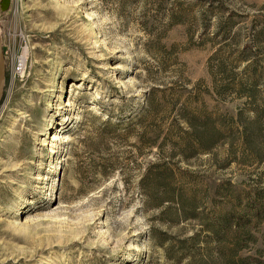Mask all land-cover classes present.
<instances>
[{
    "label": "rangeland",
    "instance_id": "obj_1",
    "mask_svg": "<svg viewBox=\"0 0 264 264\" xmlns=\"http://www.w3.org/2000/svg\"><path fill=\"white\" fill-rule=\"evenodd\" d=\"M0 39V264H264V0H8ZM154 88L210 152L99 137Z\"/></svg>",
    "mask_w": 264,
    "mask_h": 264
},
{
    "label": "trees",
    "instance_id": "obj_2",
    "mask_svg": "<svg viewBox=\"0 0 264 264\" xmlns=\"http://www.w3.org/2000/svg\"><path fill=\"white\" fill-rule=\"evenodd\" d=\"M158 93H161L159 99L154 100L153 97ZM145 98L143 104L134 110L127 111L126 115H120L115 120H105L104 128L98 134L103 139L121 136L122 139L128 140L134 137L135 141L130 144L136 150L135 155L132 156L135 161L136 158L149 154L153 148L159 150L158 158L161 160L164 157L162 155L164 146H169L170 151L167 157L170 162L177 157L188 163L191 156L210 152L215 143L214 140L223 133L222 130L214 127L207 133L202 132L195 122L199 116L204 117L205 114L199 112L196 107H191V101H186L178 107L181 102L179 95L173 100L166 97L165 90L154 88ZM208 119L205 117L203 123ZM177 162L176 160L174 164ZM168 173L172 177V173ZM162 201L176 203L178 206L179 203L181 204V197L179 194H174V188L171 186L166 188L158 202Z\"/></svg>",
    "mask_w": 264,
    "mask_h": 264
},
{
    "label": "water",
    "instance_id": "obj_3",
    "mask_svg": "<svg viewBox=\"0 0 264 264\" xmlns=\"http://www.w3.org/2000/svg\"><path fill=\"white\" fill-rule=\"evenodd\" d=\"M7 3H8V0H2L0 2V10L1 11L6 10ZM4 65H5V62H4L3 51H2V42L0 39V98H1V96L3 94V90H4V87H3L4 86V79H5Z\"/></svg>",
    "mask_w": 264,
    "mask_h": 264
},
{
    "label": "built area",
    "instance_id": "obj_4",
    "mask_svg": "<svg viewBox=\"0 0 264 264\" xmlns=\"http://www.w3.org/2000/svg\"><path fill=\"white\" fill-rule=\"evenodd\" d=\"M25 68H26V58L25 56H23V54L22 55L20 54L14 62L13 72L15 76L22 78L26 72Z\"/></svg>",
    "mask_w": 264,
    "mask_h": 264
},
{
    "label": "bare ground",
    "instance_id": "obj_5",
    "mask_svg": "<svg viewBox=\"0 0 264 264\" xmlns=\"http://www.w3.org/2000/svg\"><path fill=\"white\" fill-rule=\"evenodd\" d=\"M25 53H26V48L24 49V51H23V53H22V54H23V56L25 55Z\"/></svg>",
    "mask_w": 264,
    "mask_h": 264
}]
</instances>
